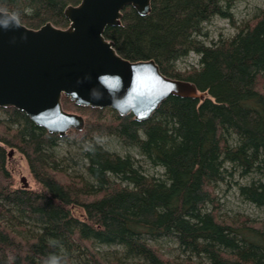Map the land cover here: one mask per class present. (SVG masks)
I'll list each match as a JSON object with an SVG mask.
<instances>
[{"label":"trees","instance_id":"16d2710c","mask_svg":"<svg viewBox=\"0 0 264 264\" xmlns=\"http://www.w3.org/2000/svg\"><path fill=\"white\" fill-rule=\"evenodd\" d=\"M81 2L0 0V10L32 29H66L65 10ZM150 6L146 15L127 6L105 37L123 58L154 60L206 96H170L144 121L63 96L64 110L85 121L65 136L0 107V264H264V221L216 212L217 186L235 176L246 180L236 183L239 197L264 209V10L207 44L206 25L232 18L230 0ZM192 53L198 66L181 71ZM12 149L33 186L18 185ZM167 239L182 260L152 245Z\"/></svg>","mask_w":264,"mask_h":264},{"label":"water","instance_id":"95a60500","mask_svg":"<svg viewBox=\"0 0 264 264\" xmlns=\"http://www.w3.org/2000/svg\"><path fill=\"white\" fill-rule=\"evenodd\" d=\"M151 0H82L69 6V27L51 23L32 29L0 10V107H14L50 133L82 130L84 118L66 112L62 97L77 105L112 108L121 115L149 119L170 96L203 99L189 81L164 75L154 60L130 61L105 37L127 6L140 15ZM14 150L9 153L12 158ZM25 188L30 186L21 178Z\"/></svg>","mask_w":264,"mask_h":264},{"label":"rangeland","instance_id":"374dc122","mask_svg":"<svg viewBox=\"0 0 264 264\" xmlns=\"http://www.w3.org/2000/svg\"><path fill=\"white\" fill-rule=\"evenodd\" d=\"M260 10H264V0H230L229 12L232 18L217 17L209 22L206 25L208 40L205 42L211 44L221 37L230 38L234 36L241 26L251 21ZM198 59L199 57L192 53L188 58L180 61L178 68L181 71H185L192 66H198ZM109 147L122 155L132 154L140 158L135 149L124 147L117 142L111 141ZM64 149H67V147L65 146ZM10 168L17 178L18 185H23L21 178L26 177L30 186H33L34 180L32 179L30 169L26 159L21 154L16 152L11 158ZM152 173H155V171H152ZM237 182L242 184L245 183L246 180L235 176L217 186L216 212L219 217L224 220L232 221L237 220L239 216H247L251 219L264 221V209L247 203L239 197L236 185ZM152 245L157 246L166 256L180 258V260L183 258L181 252L176 248L175 243L168 239L158 243L152 242ZM100 250L105 252L107 249L103 248Z\"/></svg>","mask_w":264,"mask_h":264},{"label":"flooded vegetation","instance_id":"af4514ba","mask_svg":"<svg viewBox=\"0 0 264 264\" xmlns=\"http://www.w3.org/2000/svg\"><path fill=\"white\" fill-rule=\"evenodd\" d=\"M23 186V185H22Z\"/></svg>","mask_w":264,"mask_h":264}]
</instances>
